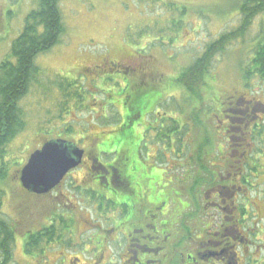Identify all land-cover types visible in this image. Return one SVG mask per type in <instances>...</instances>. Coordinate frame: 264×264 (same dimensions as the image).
I'll return each instance as SVG.
<instances>
[{
	"label": "rangeland",
	"instance_id": "obj_1",
	"mask_svg": "<svg viewBox=\"0 0 264 264\" xmlns=\"http://www.w3.org/2000/svg\"><path fill=\"white\" fill-rule=\"evenodd\" d=\"M37 1L0 0V62L10 57L11 45L22 32L25 19ZM238 1H61L64 35L60 44L37 57L36 64L42 74L37 77L27 96L20 102L25 129L6 146L7 172L5 181L0 187L3 191L0 200L2 201L0 217L15 232L13 264H84V257L87 256L84 242H87L93 233L95 240L99 239L98 231L89 232L90 225L87 222H91L92 214H88L83 209L81 199L77 200L76 188L85 178L84 173L88 172L89 163L84 164L82 171L79 170L73 175L78 179L76 184L72 178H69L59 189L60 191L43 198L26 191L21 184L20 174L30 155L48 141L65 139L73 143L79 142L90 156L97 157L95 147L102 136L110 137L99 146L105 150L107 145L113 142L112 147L115 148L110 154H114L126 144L127 137L138 125H141L145 131L149 130L150 127H144L142 124L146 113H149L146 109L141 119L134 122L133 126L120 121L117 124V108L123 107V102L117 105L118 100L130 93L126 84H119L123 82L122 78L118 77L119 73L124 72L122 76L128 80L125 83L132 85L131 90L146 92L142 101L162 99V92L156 94L158 91L156 85L165 93L171 90L168 94L172 97L165 100L170 106L165 104L162 112L168 113L170 118L177 116L176 119L183 120L181 139L184 138L186 145L185 165L191 180L185 176L183 170L178 169L170 174L171 177L173 175L180 177L184 182L181 187L183 193L187 194L190 187L194 188L197 180V175L194 173L198 170L196 166L198 147H201L202 151L201 165L205 169L203 170L201 166V171L205 179H210L208 175L211 164L217 165L219 170L221 160L227 158L228 172L234 176L232 181L237 187L243 186L241 177L243 178L246 172L243 165L245 160L238 164L241 155H234L231 151L232 146L236 148V145L242 144L250 147L251 151L254 147H260L259 149L264 151L263 133L261 138L255 134L249 136L255 125H260L259 130H264V114L259 113L256 120L252 115L246 122L238 121L239 123L232 124L229 135L224 134L226 128L225 125L220 124V121L226 124V115L237 117L234 109L225 108L229 107L226 106L227 101L233 100V97L235 104H238L235 110L239 109V113H244L243 102H248L244 101L245 99H257L264 103V87L257 80L253 81L250 87L245 86L241 72V67L246 65L247 57L256 46L258 38L264 35V16L254 20L244 38L233 42L224 53L214 58L206 80L207 90L202 89L203 101L199 104L201 112L199 118H196L198 122L190 121V124H187L192 107L184 105L183 101L186 97L182 92L172 91L179 90L175 88L173 81L179 74L178 70L189 67L203 54L210 43L240 26L242 16ZM129 58L133 61L130 66L142 67L144 71L148 69L149 74L142 77L137 74L136 69L134 74L139 77L136 79L131 71L127 73L119 63L122 61L123 64H127ZM65 82H70L72 87L68 88ZM132 94L135 96L134 93ZM178 105L183 106V109L180 110L181 106ZM252 105L254 107V104ZM175 111L178 112L177 115ZM232 111L234 112L231 114ZM123 126H126L124 132L119 135L118 131ZM242 127L246 134L244 143L240 140ZM168 154L172 155L171 152ZM159 155L162 159L159 163H164L160 151ZM102 159L107 162L109 157ZM261 161L264 164L262 155L253 156V160L250 161V167L257 170L258 174L264 173L263 168L259 166ZM237 172H240L241 176L237 177L235 175ZM221 173L226 172L221 170ZM253 177L251 172L252 212L247 222V234L251 243L250 256L254 262L251 261L250 264H257L258 261L264 264V175H261L259 180ZM258 189H261L262 193H259ZM212 193L213 190L204 189L202 196L196 194L197 201L203 204V198L211 196ZM226 194L228 195V192ZM183 200L184 205L189 206L186 207L187 211L192 213L195 202L184 197ZM56 214L64 217L60 218L61 221L74 220L70 228L71 233L63 230L67 224L60 220L51 221ZM93 221L97 222L96 216H93ZM185 223L193 226L194 218H187ZM51 224L63 235L59 240L63 245L61 243L47 247L44 244L46 252L36 254L38 261L27 258L24 250V234L41 232ZM115 255L113 260L119 263L117 260L121 255L119 250ZM76 257L80 262H76Z\"/></svg>",
	"mask_w": 264,
	"mask_h": 264
},
{
	"label": "flooded vegetation",
	"instance_id": "obj_2",
	"mask_svg": "<svg viewBox=\"0 0 264 264\" xmlns=\"http://www.w3.org/2000/svg\"><path fill=\"white\" fill-rule=\"evenodd\" d=\"M123 63L121 61L119 65L127 73L131 71L136 79L139 78L134 74L136 69L137 74L142 77L149 74L142 67L130 66L133 64L130 58L127 64ZM141 64L143 66L142 62ZM123 73L118 74L123 80L119 84H126L130 93L118 100L117 105L123 102V107L117 108L116 122L117 124L119 121L126 122L125 124L129 123L133 126L134 122L141 119L146 109L144 108L146 101L138 100L142 94L137 92L138 89L131 90L132 85L125 83L128 80L122 76ZM234 99L235 97L227 101L226 106H229V110L234 109L237 117L226 115L227 123L220 121V124L225 125L227 135L231 133L232 124L235 125L239 123L238 121L246 122L252 115L256 120L259 113L264 114V108H261L264 107V103L259 100L245 99L244 101L248 102H243L244 113H239V109L235 110L238 104H235ZM162 102L156 103L157 107L153 106L147 113L148 117L145 115L142 121L144 127H150L149 130L145 131L141 125H138L127 137L126 144L119 152L110 154L115 148L112 147L113 142H110L105 150L99 146L110 136H100L101 139H98L100 142L95 147L97 157L90 156L79 142H74L84 150L82 163L71 170L61 184L50 193L37 196L43 198L57 193L69 178H72L76 184L78 179L73 175L79 170L82 171L83 165L89 163L88 172L84 173L85 178L76 188L77 200L81 199L83 209L88 214H92L91 222H87L90 225L89 232L98 231L100 237L95 240L93 233L89 236L91 240L84 242L87 247L84 264H250L251 261L254 262L250 256L251 243L247 234V222L252 212L250 176L252 172L253 178L257 177L256 179L259 180L264 173L258 174L257 170H253L250 161L253 160V156L263 157L264 151L259 149L260 147H254L251 151L250 147L242 144L236 145V148L232 146V153L241 155L238 164L245 160L243 165L246 168L243 178L241 177L243 186L237 187L232 181L234 176L228 172L227 158L221 160L219 170L217 165L211 164L209 180L203 177L202 151L201 147H198L196 152L198 170L194 173L197 175V180L194 188L190 187L185 194L181 191L184 182L180 177L170 175L178 169L183 170L185 176L189 174L185 165L186 145L184 138L181 139L183 120L176 119L177 116L170 118L168 113L162 112L166 104ZM195 121L198 122L197 119ZM125 127L118 131L119 135L123 134ZM259 127L260 125H255L249 136L255 134L260 137L262 132L264 135V130H259ZM241 136L240 140L244 143L246 134L243 127ZM44 144L39 146V149ZM159 151L163 154L164 163H159L162 160ZM170 152L172 155L168 154ZM102 157H109V160L105 162ZM183 161L185 162L182 163ZM259 166L263 171L262 161ZM221 170L226 173H221ZM235 175L238 177L241 173L237 172ZM204 189L213 190V193L211 196H205L201 204L197 201L196 194L202 196ZM258 191L262 193L261 189ZM183 197L195 202L192 213L187 211L186 207L189 206L184 205ZM93 216H96L97 222L93 221ZM187 218H194L193 226L186 225ZM71 220L74 222L73 219ZM70 228L69 225L66 229L68 233L72 231ZM257 228L259 229V226ZM24 237L26 241L28 233H25ZM118 250L121 254L117 258L119 263L113 260ZM75 260L80 262L77 257ZM257 264L262 263L258 261Z\"/></svg>",
	"mask_w": 264,
	"mask_h": 264
},
{
	"label": "trees",
	"instance_id": "obj_3",
	"mask_svg": "<svg viewBox=\"0 0 264 264\" xmlns=\"http://www.w3.org/2000/svg\"><path fill=\"white\" fill-rule=\"evenodd\" d=\"M61 1L38 0L35 7L28 13L22 32L11 45L10 57L0 62V187L5 181L7 172L5 167L7 157L6 146L14 141L25 129L20 102L27 96L30 87L36 82L37 77L42 74L41 69L36 64V59L38 56L48 53L60 44L65 32ZM238 5L242 16L240 26L234 31L221 35L218 40L210 43L200 57L189 67L178 70V76H174L175 88H179V90L172 91L182 92L186 97V100L184 99L185 101H183L184 105L192 107L189 113L190 120L187 124H190V121L194 123L198 117L200 112L198 105L203 101L202 89L207 90L208 84L206 80L209 77L214 58L220 53H224L233 42L244 38L254 20L259 16H264V0H239ZM172 41L174 40L172 39ZM146 70L148 73L150 72L148 69ZM241 72L245 86L250 87L252 82L257 80L264 87V35L258 38L256 46L247 57L246 65H242ZM64 84L68 88L72 87L70 82H65ZM156 91V94L162 92L163 97L158 101H146L144 108H146L147 112L153 106L157 107L156 103L159 101H163L168 105V101L165 100L172 97L171 94H168L171 90L165 93L161 91L158 85H156ZM141 94L138 99L139 101L143 100L146 92H141ZM148 106L152 107L149 108ZM225 108L229 109V107ZM182 109L183 106L180 107V110ZM204 111L211 112L209 110ZM177 114L178 112L175 111V115ZM225 132L226 130H224V134ZM2 196L3 191L0 188V200H2ZM1 205L2 201H0ZM60 218L64 217L56 214L51 221L55 222L60 220ZM4 221L0 217V264H13V242L16 240L15 232ZM60 222L67 224L63 228L64 231L68 229L69 225L72 226L74 224L71 219L70 221L67 219L66 221L60 220ZM60 236L63 235L53 224L41 232L28 233L24 244L25 256H28L27 258L29 259H36V254L44 253V247H51L53 244L61 245L59 241L61 240Z\"/></svg>",
	"mask_w": 264,
	"mask_h": 264
},
{
	"label": "water",
	"instance_id": "obj_4",
	"mask_svg": "<svg viewBox=\"0 0 264 264\" xmlns=\"http://www.w3.org/2000/svg\"><path fill=\"white\" fill-rule=\"evenodd\" d=\"M83 156L84 150L73 142L64 139L48 141L30 155L21 171V184L32 194H48L82 163Z\"/></svg>",
	"mask_w": 264,
	"mask_h": 264
}]
</instances>
